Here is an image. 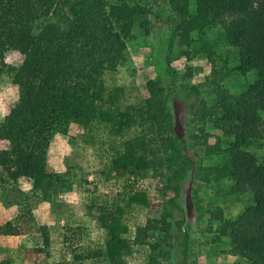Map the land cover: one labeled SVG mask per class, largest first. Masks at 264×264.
Here are the masks:
<instances>
[{
  "label": "trees",
  "instance_id": "16d2710c",
  "mask_svg": "<svg viewBox=\"0 0 264 264\" xmlns=\"http://www.w3.org/2000/svg\"><path fill=\"white\" fill-rule=\"evenodd\" d=\"M152 4L158 17L165 13L160 19L170 30L167 53L175 36L176 56L190 60L202 51L211 64L208 76L198 83L210 87V99L189 83L192 68L187 64L178 81L186 97H194L187 107L192 145L199 143L203 155L219 159L212 165L197 163L193 178L215 185L227 180L231 193L246 192L250 200L234 219L219 218L218 234L211 241L226 236L230 253L247 264H264V159L254 158L246 149L264 145V0H0V52L10 48L22 56L16 68L0 57V74L9 76L17 88L14 105L0 120V140L7 142V149L0 151V188L10 202L23 206L29 204V197L48 202L53 195L70 191L65 173L47 163L49 143L69 123L85 128L96 121L107 135L101 143L109 168L126 180L159 175V197L170 195L162 201L158 216L134 225L131 238L122 236L127 231L122 217L132 204L150 206L146 190L127 185L118 193V202L90 201L87 207H93L103 240L95 248L72 246L66 264H124V254L135 245L145 246L146 264H165L172 249L171 223L179 232L184 221L176 198L194 164L173 130L168 101L175 76L170 57L165 64L171 73L169 82L146 80L143 97L133 102L126 100L120 86L107 82L133 25L148 33L146 14L152 12ZM209 28H218L219 43L233 50L228 56L233 58V71L253 74L238 93L218 83L230 72L223 71L224 62L215 63L220 55L205 38ZM206 127L218 132L213 143L206 141ZM20 177L29 185L26 192L17 187ZM191 189L195 195V188ZM176 210L178 218L173 217ZM208 211L211 217L220 215L218 209ZM26 214L15 217L16 224L7 221L3 232H37L41 245L24 248V254L46 252V225L38 224L29 211ZM0 264L14 263L4 258Z\"/></svg>",
  "mask_w": 264,
  "mask_h": 264
},
{
  "label": "rangeland",
  "instance_id": "374dc122",
  "mask_svg": "<svg viewBox=\"0 0 264 264\" xmlns=\"http://www.w3.org/2000/svg\"><path fill=\"white\" fill-rule=\"evenodd\" d=\"M152 12L146 14L149 21L148 33L135 23L131 29V37L126 41L122 57L116 66L115 71L107 74L109 85H118L122 88L128 102L138 100L144 95V83L148 79H158L162 84L169 82L170 74L166 69V56L170 57V72L175 76V89L168 101L173 117V130L182 149L191 157L194 164L182 181L177 204L183 209L184 221L181 223L179 232L173 222L171 223L172 249H169V258L165 264H247V261L239 256L230 253V244L226 236H221L217 242L211 241L216 236L220 219L232 220L249 203V196L246 192L233 194L230 192L227 180H221L217 185L214 183L201 184L193 177L197 163L202 165L217 164V156H205L201 153L199 143L193 144L190 136L192 127L188 125V102L194 100L192 94L186 97L185 91L178 86L179 77L185 70V64L192 68L190 84H195L201 89V96L206 93L210 99L213 93L210 87L198 85L204 81L210 71V62L205 54L200 51L193 55L190 60L185 56H176L179 51L177 37H173L170 52L167 53L170 30L161 22L158 17L156 5H151ZM218 28H209L205 32V38L209 44L214 46L215 54L220 58L215 59L217 65H225L230 74L218 79V83L226 87L230 92L238 93L244 89L245 78L252 80L253 74L247 72L244 76L233 71L234 63L232 51L223 46L217 40ZM190 36L196 38V34ZM216 44V45H215ZM3 62L17 67L22 56L15 50L5 48L0 52ZM228 57V58H226ZM205 89V90H204ZM209 91V92H207ZM17 98V88L11 82L9 76L0 74V120L8 113ZM206 141L214 142V134L217 131L206 127ZM196 132V131H194ZM105 129L102 124L96 121L91 122L83 128L75 123H69L63 132L56 133L49 143L47 149V163L55 171L65 173L71 182V190L55 194L47 201L29 199V204L17 205L8 200L4 188H0V206H11L9 215L15 210L18 215H26L30 212L31 217L38 223L47 227L49 244L46 252L37 254H24V248L41 245V237L37 232H30L24 235H7L9 241L0 244V260L10 259L14 264H66L71 259L69 252L72 246L95 248L101 244L104 236L103 230L94 219L93 207L87 205L90 201L111 204L116 200L123 187L130 185L136 191L146 190L150 206L144 207L132 204L125 208L122 217L127 225V231L122 236L133 235L134 225H143L147 217H156L160 213L162 201L169 196L166 193L164 199L159 197L156 187L161 186L162 180L159 175L141 176L137 179L126 180L123 175L114 172L108 166V153L105 152V145L101 141L106 138ZM219 137L223 138L219 134ZM199 142V141H198ZM7 149V142L0 140V151ZM253 157L264 159V145L248 146ZM20 188L25 190V179H21ZM1 185V184H0ZM192 186L196 194H192ZM28 191V189H27ZM7 198V199H6ZM94 199V200H93ZM15 210H14V208ZM31 209H35L32 212ZM220 210L219 217H211L208 210ZM173 217H180L176 210ZM220 218V219H219ZM16 224V218L8 220ZM3 232V231H2ZM4 235H6L3 232ZM185 236V238H184ZM8 248L10 251H8ZM131 250L124 254V264H146L147 250L144 245L131 246Z\"/></svg>",
  "mask_w": 264,
  "mask_h": 264
},
{
  "label": "crops",
  "instance_id": "0c3cea01",
  "mask_svg": "<svg viewBox=\"0 0 264 264\" xmlns=\"http://www.w3.org/2000/svg\"><path fill=\"white\" fill-rule=\"evenodd\" d=\"M21 179H25V178L20 177L19 179H17L16 183H17V187L19 189L23 190L22 188H20V184L18 183V182L21 181ZM25 185H27V186H25V188L27 187L26 191H27V189L29 190V185H28L27 181H26ZM23 191H25V190H23ZM13 208H14V206H13ZM9 209H11V206H6V207L0 206V244H4V243L6 244V241L7 240L9 241V238H7V235H9V234L5 233L6 235H4L3 232H2L5 223L9 219H11L13 217H16V215L18 214V211H16L15 208H14L15 212L14 211L12 212V210H10L11 213L8 215L7 212L9 213ZM31 210H32V212H34L35 209H31ZM8 251H10L9 248H8Z\"/></svg>",
  "mask_w": 264,
  "mask_h": 264
}]
</instances>
